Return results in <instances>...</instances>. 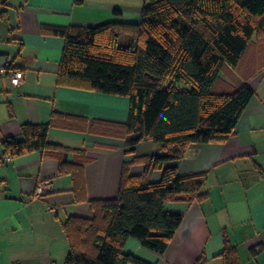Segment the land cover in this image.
Instances as JSON below:
<instances>
[{
	"label": "crops",
	"instance_id": "crops-1",
	"mask_svg": "<svg viewBox=\"0 0 264 264\" xmlns=\"http://www.w3.org/2000/svg\"><path fill=\"white\" fill-rule=\"evenodd\" d=\"M143 0H0V159L6 138L23 140L22 125L49 123L47 138L76 151L45 155L33 151L0 164V264H64L68 242L62 225L71 216L93 217L89 200L118 194L122 166L134 157L158 153L159 143L140 140L134 152L119 130L100 122H126L129 99L123 95L57 84L64 40L43 34L44 25L97 26L108 21L138 22ZM14 71L23 82L10 81ZM225 82H245L253 96L234 133L224 142L194 143L185 154L164 165L179 174L206 172L201 202L167 201L164 209L182 221L162 254L130 238L124 252L149 264H224L227 242L238 264H264V46L255 38L236 68L220 74ZM93 122V123H92ZM77 152L78 154H76ZM83 160L84 200L76 201L70 174L59 162ZM144 162H131L128 174L145 182L161 179L162 169L146 173ZM50 186L35 197L39 182ZM47 204L56 208L53 214ZM133 264V263H128Z\"/></svg>",
	"mask_w": 264,
	"mask_h": 264
},
{
	"label": "trees",
	"instance_id": "trees-1",
	"mask_svg": "<svg viewBox=\"0 0 264 264\" xmlns=\"http://www.w3.org/2000/svg\"><path fill=\"white\" fill-rule=\"evenodd\" d=\"M41 31L64 40L58 85L128 97L126 122H100L103 130L116 128L123 137L137 133L127 140L128 153L140 140L161 145L158 153L131 160L145 161L146 173L161 168L159 181L129 175L131 162L125 161L116 197L89 200L92 218L65 220L64 264H149L125 253L124 245L134 238L162 254L183 218L164 203L207 198L206 172L179 174L176 165L164 164L182 158L190 144L224 142L234 133L253 91L220 74L238 66L254 38L264 46V0H143L138 22L44 25ZM49 125H22L24 139H4V153L76 151L50 143ZM59 173L71 175L76 201L86 199L83 160L60 161ZM220 255L224 264L239 263L227 240Z\"/></svg>",
	"mask_w": 264,
	"mask_h": 264
},
{
	"label": "built area",
	"instance_id": "built-area-1",
	"mask_svg": "<svg viewBox=\"0 0 264 264\" xmlns=\"http://www.w3.org/2000/svg\"><path fill=\"white\" fill-rule=\"evenodd\" d=\"M10 81L15 86H20L23 82V73L21 71L12 72V74L10 76ZM11 160H12V156L10 154H7L2 159H0V164L2 162L9 163V162H11ZM49 186H50V184L47 181L39 182L37 187H36L35 197H41L42 195H44L47 192V189ZM47 209L53 214L56 213V208L50 204H47Z\"/></svg>",
	"mask_w": 264,
	"mask_h": 264
}]
</instances>
